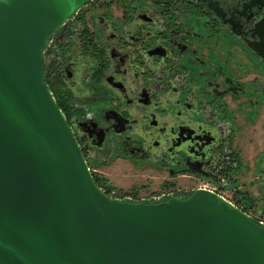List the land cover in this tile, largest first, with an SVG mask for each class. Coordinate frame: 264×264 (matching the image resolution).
I'll list each match as a JSON object with an SVG mask.
<instances>
[{
	"label": "flooded vegetation",
	"instance_id": "1",
	"mask_svg": "<svg viewBox=\"0 0 264 264\" xmlns=\"http://www.w3.org/2000/svg\"><path fill=\"white\" fill-rule=\"evenodd\" d=\"M41 58L42 83L111 198L154 204L187 198L193 189L173 186L183 179L238 180V142L264 111V0H87ZM116 164L161 190L121 191L101 171Z\"/></svg>",
	"mask_w": 264,
	"mask_h": 264
},
{
	"label": "water",
	"instance_id": "2",
	"mask_svg": "<svg viewBox=\"0 0 264 264\" xmlns=\"http://www.w3.org/2000/svg\"><path fill=\"white\" fill-rule=\"evenodd\" d=\"M86 1L0 0V264H264V225L214 192L146 204L96 187L41 69Z\"/></svg>",
	"mask_w": 264,
	"mask_h": 264
},
{
	"label": "rangeland",
	"instance_id": "3",
	"mask_svg": "<svg viewBox=\"0 0 264 264\" xmlns=\"http://www.w3.org/2000/svg\"><path fill=\"white\" fill-rule=\"evenodd\" d=\"M238 143L241 147L239 166L241 175L238 177V180L232 181L229 187H220L217 182L210 183L240 210L244 208L245 201L250 202L251 206L246 214L256 221H264V111L261 112L256 125L252 128H247L242 133V138ZM123 168H126V166L116 164L101 171L103 172V176L113 186L118 187L123 192L128 191V187H136L139 184L149 185L146 195L157 193L158 190H161L159 188L160 180H149L145 182L142 178L136 179L135 177H131V174L127 170L123 171ZM119 173H126L127 178L120 177L121 175ZM202 181L205 180L197 179L190 181L183 179V181L175 182L173 186L181 189H193ZM239 191L242 192L241 195L238 194ZM138 196H142V194ZM240 196H246L248 199L238 202Z\"/></svg>",
	"mask_w": 264,
	"mask_h": 264
},
{
	"label": "trees",
	"instance_id": "4",
	"mask_svg": "<svg viewBox=\"0 0 264 264\" xmlns=\"http://www.w3.org/2000/svg\"><path fill=\"white\" fill-rule=\"evenodd\" d=\"M93 180V179H92ZM99 181L101 182V185H102V187H104L105 189H106V191H104V190H101L102 191V193L104 194V195H106L107 197H109V198H111L110 196V194H111V192H110V190H112V187H111V185L110 184H108L107 182H106V180H104V179H99ZM93 182H94V184L96 185V187L97 188H100L101 186H99V185H97V182L95 183V179L93 180ZM238 194H242V192L241 191H239L238 192ZM248 198L246 197V196H240L239 197V200H238V202H241L242 200H247ZM131 202H134V201H131ZM250 202H248V201H245V203H244V208H242V211L243 212H247V210L250 208Z\"/></svg>",
	"mask_w": 264,
	"mask_h": 264
},
{
	"label": "built area",
	"instance_id": "5",
	"mask_svg": "<svg viewBox=\"0 0 264 264\" xmlns=\"http://www.w3.org/2000/svg\"><path fill=\"white\" fill-rule=\"evenodd\" d=\"M195 190H207L210 192H214L218 195H220L221 197H223L224 199H226L223 194L221 192L218 191V189H216L214 186L211 185L210 182L207 181H202L199 184H197L194 188L193 191ZM128 200V199H127ZM228 202H230L228 199H226ZM231 203V202H230ZM232 204V203H231ZM235 206V205H234ZM238 208V207H237ZM260 224L264 225V221H258Z\"/></svg>",
	"mask_w": 264,
	"mask_h": 264
}]
</instances>
